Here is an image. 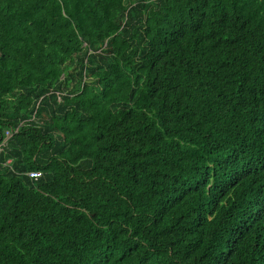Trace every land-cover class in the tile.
I'll list each match as a JSON object with an SVG mask.
<instances>
[{
  "label": "trees",
  "instance_id": "trees-1",
  "mask_svg": "<svg viewBox=\"0 0 264 264\" xmlns=\"http://www.w3.org/2000/svg\"><path fill=\"white\" fill-rule=\"evenodd\" d=\"M7 130L0 264H264V0H0Z\"/></svg>",
  "mask_w": 264,
  "mask_h": 264
},
{
  "label": "built area",
  "instance_id": "built-area-1",
  "mask_svg": "<svg viewBox=\"0 0 264 264\" xmlns=\"http://www.w3.org/2000/svg\"><path fill=\"white\" fill-rule=\"evenodd\" d=\"M11 134H12L11 130H7L4 133V137L0 140V152L2 151L3 147L5 146L7 139L10 137ZM37 175H38L37 172H29L28 173L29 177H36Z\"/></svg>",
  "mask_w": 264,
  "mask_h": 264
}]
</instances>
